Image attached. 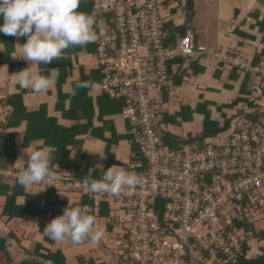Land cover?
I'll return each mask as SVG.
<instances>
[{
    "label": "built area",
    "instance_id": "2783aa9c",
    "mask_svg": "<svg viewBox=\"0 0 264 264\" xmlns=\"http://www.w3.org/2000/svg\"><path fill=\"white\" fill-rule=\"evenodd\" d=\"M167 2L114 0V25L107 24L95 40L102 93L123 102L122 116L132 126L147 169L136 175L135 186L116 196L90 192L70 176L47 189L91 194L113 205L119 220L115 264H234L238 221L264 219V54L253 62L210 51L250 74L249 93L242 95L229 129L207 138L205 147H171L164 121L169 63L195 58L197 51L192 35L167 44ZM8 111L0 103V133ZM16 175L0 165V177L16 181Z\"/></svg>",
    "mask_w": 264,
    "mask_h": 264
},
{
    "label": "crops",
    "instance_id": "0c3cea01",
    "mask_svg": "<svg viewBox=\"0 0 264 264\" xmlns=\"http://www.w3.org/2000/svg\"><path fill=\"white\" fill-rule=\"evenodd\" d=\"M113 2L114 0H80L78 11L91 14L96 19L94 25L96 37L107 29L106 25L109 24L111 15L110 6ZM167 4L169 20H172L176 28H188L187 35L193 36L197 51L195 58H189L185 62V67L189 68L186 70L185 79L179 85L171 87L168 100L169 111L177 113L184 107H189L194 112H192L193 117L188 120H194L197 116H204V112L197 111L198 104L205 100L214 101L217 104H219L218 100L229 102L232 95L239 93L242 82V77L232 80L231 66L214 58L210 51L245 58H254L259 53L264 54V0H171ZM0 39V41L3 39L6 49L5 53L0 52V100L21 97L23 106L18 112L19 124L7 131L8 134L14 135L15 156L11 160L0 157V165L18 171V165L23 163L20 160L23 159L26 162L28 159L26 151H31L36 147L37 142L42 140L45 144L54 147L63 143L61 146L66 147L70 160L74 159L80 150L91 160L95 168H104L106 142L98 138L97 134L102 126H106L104 136L108 138L109 127L112 124L118 133H124L126 123L121 114L113 116L108 111L110 102L102 93L103 75L95 57L96 42L70 47L65 50L61 59L54 60L48 65L41 64L38 68L32 65L34 70L42 74L59 73L58 79L50 90L35 94L31 89H20L14 84L15 73L27 65L22 59H13L10 54L18 52V46L13 44H22L26 38L17 41L14 37L0 34ZM192 64L198 67L195 69ZM173 69H176V66ZM76 81H91L92 86L79 89L76 95L72 96L71 92ZM226 83L233 84V88H227ZM210 108L212 105L208 107ZM233 112L232 109L227 118ZM29 123L40 126L43 136L25 141ZM171 130L180 136L188 135L178 133L174 125ZM61 131L66 133L61 135ZM72 134L74 143L71 142ZM120 141L118 158L125 162L126 160L121 158V153L123 143L127 142ZM58 169H60L59 165ZM63 174L70 176L72 172L64 169ZM27 192L30 195L45 193L42 191L34 194L35 187L27 189ZM84 195L85 193H63L59 194V197L68 206V204H79ZM4 200L0 197V215ZM95 201L97 222L105 228V235L97 244L86 240L75 245L70 239L57 242L50 238L51 243H49L45 241L44 235L40 234L35 219L23 218L7 222L0 216V240L3 241L6 251V254L0 253V264H55L44 259L50 254H58L62 264H115L117 253L110 243L118 234L119 220L115 217L113 205L110 203L105 204L107 215L99 217L101 208L99 204L102 200L95 198ZM22 202L23 199H18V203ZM89 210L92 211L91 208ZM262 248H264V241L260 243L253 240V256L262 254Z\"/></svg>",
    "mask_w": 264,
    "mask_h": 264
},
{
    "label": "clouds",
    "instance_id": "9594fccd",
    "mask_svg": "<svg viewBox=\"0 0 264 264\" xmlns=\"http://www.w3.org/2000/svg\"><path fill=\"white\" fill-rule=\"evenodd\" d=\"M79 6L80 0H0V34L14 37L17 41L26 38L22 44H13L18 46V52L10 54L13 59H22L27 65L15 73L14 84L20 89H31L35 94L46 93L53 87L59 73L42 74L32 65L37 68L41 64L48 65L61 59L70 47L84 46L96 40V19L91 14L78 11ZM5 51V43L0 41V52ZM91 86V81H76L71 95L75 96L77 90ZM239 103L234 107L233 115L237 113ZM55 151L54 146L38 141L36 147L26 151L27 161L20 160L23 163L18 165L19 170H11L17 172L16 182L25 189L35 187L34 194L52 190L47 189L49 186L57 188L64 178L58 165L53 164ZM93 171L96 169H89L84 180V187L90 192L116 196L126 187L131 188L138 183L134 173L116 165L103 171L99 179L94 178ZM44 232L57 242L70 239L75 245L86 240L97 244L103 239L105 228L98 224L87 206L68 204L61 214L45 224Z\"/></svg>",
    "mask_w": 264,
    "mask_h": 264
},
{
    "label": "trees",
    "instance_id": "16d2710c",
    "mask_svg": "<svg viewBox=\"0 0 264 264\" xmlns=\"http://www.w3.org/2000/svg\"><path fill=\"white\" fill-rule=\"evenodd\" d=\"M169 3V2H167ZM168 6V4H167ZM109 17V26L113 27V14L110 13ZM2 22V20H0ZM172 20L168 21L166 24V29L170 34V39L167 42V44H176V41L179 39V37H185L188 33V28H176L172 24ZM1 40V39H0ZM3 41V39H2ZM96 50V47H95ZM234 54L235 52H231ZM261 53L254 56L253 62H256L259 55ZM189 58H177L169 63V84L167 88H165V98L168 101L169 96L171 94V87L179 85L182 80L185 79L187 75V69L185 67V62ZM193 59V58H192ZM176 66V69H173V67ZM192 67L196 69L198 67L196 64H192ZM200 70H203L202 68H198ZM101 71V70H100ZM218 75V74H217ZM242 77V82L240 84L239 93L241 94L239 97H237L233 102L229 104H217L216 102H211L208 100H205L203 103L198 104L197 111L204 112V120H203V126L202 130L198 134H188V138L185 139L184 136H180L177 134H174V132L171 130L172 125L176 126L178 125L180 118L183 120H188L193 117V110H191L189 107H184L182 111H179L177 113H170L168 110L164 113V121L169 127V130L166 132L165 140L167 143L173 147V148H181L184 144H191L195 145L199 148L205 147V140L207 137H214L217 134H220L222 132H225L229 129L231 119L234 116L226 117L225 114H222L221 117L223 118V124L213 118L210 113V109L208 107L210 105H215L217 109L222 108H229L233 109L237 103L241 102L244 98L242 97L243 94L249 93L248 83L250 82V74L245 73L244 71L238 69L237 67H231V74L230 78L232 80H236L237 78ZM103 79V77H102ZM102 83V82H101ZM227 88L232 89L233 84H225ZM60 86V85H58ZM110 104L109 112L111 115H122V110L124 107V104L122 101L115 100L110 98L109 96L105 95ZM0 103L3 105H6L9 107L8 111V119L7 123L3 126L2 132L0 133V157L7 158V159H13L16 153V147H15V141H14V135L8 134V130L12 128L15 125L19 124V110L23 108L22 106V99L21 97H11L10 99H2L0 100ZM107 111V112H108ZM106 113V112H104ZM126 123V130L124 133H118L117 129H115L114 124L109 127L110 129V136L106 138L104 136L106 132V126H102L99 133L97 134L98 138L102 139L106 142L105 147V167L104 168H95L91 164V160L83 155L82 151L78 150L76 156L74 159L70 160L68 159V152L66 151V147L61 146L63 145H55L56 151L53 153V164H58L60 167L61 175L62 176H69L66 174H63V170H70L72 174L70 177L74 178L76 181L84 184V180L87 178V174L89 172V169H96V171H93L94 178L99 179L103 173L108 167L112 165H116L120 168L125 169L126 171L130 173H134L135 175L145 171L148 167L146 159L143 157L142 152L140 150L139 144L136 142V137L132 132V126L129 122L124 120ZM28 129L26 131L25 135V141H29L31 139L39 138L40 136H43V132L41 130L40 126H37L34 123H29ZM60 130V129H59ZM77 132V131H76ZM64 131H61V135H63ZM42 134V135H41ZM45 134V132H44ZM73 140V134L71 135V142ZM120 140L126 141L131 152L130 160L128 163L122 162L118 158V150L120 146ZM75 142V141H74ZM72 142V143H74ZM69 143V142H68ZM26 144V143H24ZM78 144V143H77ZM64 159V161H62ZM45 193L43 195H30V193L27 192V189L20 186L16 181L8 180L5 178L0 177V197H3L4 203L1 205L2 211H1V217L6 219V221L11 220H18L23 218H33L37 221L38 224V230L40 234L44 235L45 241L51 243L49 240V237L45 234L44 228L45 224L50 222L52 218L62 213L63 209L67 207V204L64 200L60 199L59 194L56 193L53 190H45ZM85 197V198H84ZM83 197V200L77 204L82 206H88L92 209L90 211L91 214L95 215V198L92 197L91 194H85ZM23 199L22 203H18V199ZM100 201V209H99V217L107 215L106 211L107 209V203L108 201H104L101 199ZM111 204V203H110ZM94 210V211H93ZM106 211V212H105ZM97 217V215H95ZM261 227H257L259 225ZM238 228L241 231L240 235V247L237 251V261L234 264H264V248L261 249L262 254L253 256V240L256 242H263L264 241V222L261 223L260 221H252L245 217L244 219L238 221L237 223ZM0 253L6 254L5 248L3 246V241L0 240ZM58 255V254H57ZM57 255H47L44 257V259L51 261L55 264H62V260Z\"/></svg>",
    "mask_w": 264,
    "mask_h": 264
},
{
    "label": "rangeland",
    "instance_id": "374dc122",
    "mask_svg": "<svg viewBox=\"0 0 264 264\" xmlns=\"http://www.w3.org/2000/svg\"><path fill=\"white\" fill-rule=\"evenodd\" d=\"M239 86V85H238ZM241 94L240 93H235V95H232L231 98L229 99V102L227 101H221L218 100L219 104H229L231 102H233L237 97H239ZM244 95V94H243ZM236 106V105H235ZM239 107V104L237 105V108ZM236 109V108H234ZM218 111V112H216ZM210 113L212 114V118H215L217 120H219L220 122H223V118L221 117L222 114H225L226 117L227 115L229 116V114H231V109L227 108H222V109H217V107L215 105H212V108H210ZM203 120H204V116H197L194 118V120H183L181 119L178 123V126L176 125V131L180 134H198L201 132L202 130V126H203ZM130 149L128 148V144L127 143H123V149H122V153H121V158L123 160H126L125 163L129 162L130 160ZM114 210V209H113ZM258 221H260L261 223L264 222V219H262L260 216L257 217ZM257 227H261L260 224L257 225ZM115 232H117L115 230ZM110 246L113 247L114 249V243L113 241L110 243Z\"/></svg>",
    "mask_w": 264,
    "mask_h": 264
}]
</instances>
